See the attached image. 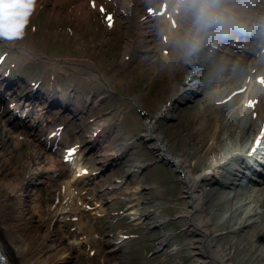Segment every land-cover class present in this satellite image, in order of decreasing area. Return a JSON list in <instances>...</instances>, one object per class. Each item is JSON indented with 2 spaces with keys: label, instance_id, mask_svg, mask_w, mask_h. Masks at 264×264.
I'll return each instance as SVG.
<instances>
[{
  "label": "rangeland",
  "instance_id": "rangeland-1",
  "mask_svg": "<svg viewBox=\"0 0 264 264\" xmlns=\"http://www.w3.org/2000/svg\"><path fill=\"white\" fill-rule=\"evenodd\" d=\"M177 1L94 0L93 7V0H37L25 36L16 41L0 40V56L4 58L0 77L7 74L8 79L17 76L22 80V85L18 84L15 89L0 85V95L5 98L3 104L8 112L3 114L0 110V215L6 216L10 227L7 237L22 245L24 241L19 243L18 239L23 235L31 249L38 252L36 257L41 263L199 264L195 259L203 248L192 242L194 233L180 215V208L189 198L182 173L171 158L156 154L149 135V121L159 116L155 120L168 147L184 150L185 155L194 153L196 158L208 155L211 125H204V120L211 122L214 114L225 111L223 107L206 106L208 97L200 94V89L194 92L198 96L194 103L179 101L173 107L166 106L189 78L187 63L192 58L185 54L183 44L191 19L183 11L178 14L174 35L167 39L163 35L167 27V4L173 8ZM101 6L104 12L100 11ZM109 14L111 27L106 19ZM151 14L158 15L165 27L143 23ZM126 46L130 47L129 51ZM210 51H213L211 47H207L194 55L195 70L201 75L196 79L200 86L213 74ZM34 87L40 88L46 99L53 96L63 101L71 99L68 105L72 109L84 107L89 96L99 97L95 109L67 123L69 150L74 146L93 151V145L85 144L96 123L103 120L105 127H114L116 123L118 129L114 131H118L122 141L138 144L136 158L147 169L145 185L134 195V202H138L143 213L140 220H133L127 213L130 201L124 198V193L137 185L139 177H129L121 187L101 191L102 181L109 182L114 177L112 174L123 171L121 168L117 171L116 167L110 171L109 163L99 170H102L101 182L89 184L77 197L65 193L58 176V163L69 162L66 156L61 157L64 149L59 146L53 155L54 162L50 163L45 159L47 148H42L35 139L39 132L50 143L56 140L53 133L46 138L47 128L32 131L31 114L15 121L9 118L13 116L12 103L17 102L19 108L26 98L21 96ZM68 91L73 97L68 96ZM38 103L33 102V109ZM201 104L206 106L204 112ZM42 105H47V100ZM164 107H170L166 116L161 114ZM58 109L63 112L62 108ZM65 120L57 119L53 127L62 128ZM15 122L21 127L25 123L27 127L20 129ZM34 148L43 153L38 160L33 157L30 161L24 154ZM99 152L102 153V146L96 151ZM99 167L97 156L87 165L91 171ZM123 187L124 193L117 190ZM8 195L11 197L7 198ZM64 208L69 211L60 213ZM153 208L158 216L147 218L145 212ZM158 223L160 230L155 227ZM87 234L92 238L85 240ZM116 237L121 240L124 252L109 250L107 241ZM164 237L166 240L161 242ZM80 241V248H74V242ZM33 257L26 260L32 261Z\"/></svg>",
  "mask_w": 264,
  "mask_h": 264
},
{
  "label": "bare ground",
  "instance_id": "bare-ground-1",
  "mask_svg": "<svg viewBox=\"0 0 264 264\" xmlns=\"http://www.w3.org/2000/svg\"><path fill=\"white\" fill-rule=\"evenodd\" d=\"M176 4L177 6L173 8L167 4L168 12L166 11L165 14L167 27L163 33L165 39L173 36L174 29L178 27L177 17L183 10L178 6V1ZM240 7L250 18L252 25L250 30L234 32L230 36L219 39L215 36H208L195 54L201 52L202 49L211 47L213 50L210 51L213 74L211 70L210 75H212H209L208 79H204V84L202 86L197 84L196 79L201 75L195 70L197 62L194 58L195 54L192 55L187 63L189 68H187L186 75L189 78L181 84L179 93L169 99L170 103H165L166 106L172 107L179 101L192 104L198 97L194 93L195 90L200 89L201 92H197L208 97L206 106L225 108L224 114L218 112L212 119L210 117L211 122L208 119L204 120V125H211V131L208 133L209 135L207 134L210 139L209 154L196 158L194 153L185 155L184 150L168 147L165 144L166 138L161 135L160 126L156 121L160 117L158 116L157 119L154 117L149 121L151 130L149 135L152 138L153 149L158 156L171 158L172 164L182 173L185 192L189 193L186 204L180 208V215L188 229L194 233L192 242L203 248L199 249L200 252L196 255L195 260H198L199 264H264V152L262 153L256 148L249 159L243 156L253 151L254 140L262 137V133H264V83L261 82L264 80V30L255 26V21L264 17V0H243ZM143 23H150V26H153L154 23L164 26L156 14L149 15ZM126 47L129 51L130 47ZM149 47L150 45L147 44L145 49L148 50ZM25 49L22 50L28 51ZM127 51L125 49V55H128ZM261 63H263L262 66ZM88 64L94 67L92 62L88 61ZM18 84L22 85L20 77L16 76L11 80L5 77L0 78V85L5 87L15 89L14 87ZM21 97L28 98L26 101L28 105L29 103L33 104L34 101L40 103L35 107L39 113L30 104L28 114H31L32 131H37V128H47L46 138L52 133L55 137L56 133L52 132L56 130L53 127L54 121L66 118L65 125L58 129L60 131L59 138L57 137L53 142L49 143L47 139H43L39 132H35L37 135L34 133L36 142L42 148H47L48 156L45 159H48V162H54L53 155L59 146L64 149V155L61 157L66 156L69 162L60 161L58 163L60 169L63 168V170L59 169L58 176L60 175V183L65 193L77 197L78 194L89 188V184L101 182L103 180L102 170H99L103 168L104 164L109 163L110 171L112 167H116L117 171L121 168L124 173L122 174V171L112 174L114 175L112 180L116 179L114 183L112 180L102 181L100 184L102 192L121 187L127 183L129 177L131 179L139 177L137 185L132 190L124 193V187L117 189L122 190L124 198L130 201V209L127 213L133 216V220H137L143 213L138 202H134V195L140 187L145 185L144 177L147 169L146 164L136 158L135 153L138 151H135L138 146L136 142L122 141L118 131H114V128L118 129L116 123L114 127H105L106 123L103 120L99 124L96 123L91 130L93 134L88 135V141L85 144L93 145V151L87 152L85 147L75 149L72 146L75 152L71 156L68 154L71 146L67 143V123L77 120L81 117L80 115L95 109L99 105V97L95 95L87 97L86 104L83 103L84 107L76 109H72L69 105H63L59 99L58 104H55L57 101H50L51 104H54L53 108H50L49 105H42L46 98L40 88L28 89ZM4 100L3 95H0V110L3 114H7L3 104ZM250 101L254 102V107L247 106ZM63 102L69 104L71 99L66 98ZM200 106L204 112L206 106L203 104ZM58 108H62L63 112ZM166 113H170V107H164L161 114L166 116ZM15 115L13 113V116L9 115V118L15 121L17 119ZM14 124L20 129H24L26 126L25 123L22 127L17 122ZM100 146H102V153H96ZM174 152H178V154L174 155ZM42 153L34 148L32 151L27 150L24 157L30 161L33 157L38 160ZM96 156L99 157L100 167L91 171L87 165ZM190 158L193 160L190 161ZM116 175L118 177H115ZM10 197L11 195H8L7 198ZM208 205H211L209 212L207 211ZM66 211L69 209L64 208L60 213ZM7 212L9 214L10 209ZM156 212V209L153 208L146 211L145 215L147 218H154L158 216ZM6 219L5 215H0V243L6 249L11 264H44L36 257L38 252L35 251V253L31 249L23 235H19L18 239L19 243L24 241L22 245H16L13 237H7L10 227L7 225ZM79 223L83 224L82 221ZM159 224L155 226L158 227V230H160ZM87 235L85 240L92 238L91 235ZM165 240L166 237L161 242ZM107 242L110 251L119 249L124 252L122 242L118 237L109 239ZM80 243L81 241L74 242V248H80ZM32 257L33 260L29 261ZM26 258L29 260L27 261Z\"/></svg>",
  "mask_w": 264,
  "mask_h": 264
},
{
  "label": "clouds",
  "instance_id": "clouds-1",
  "mask_svg": "<svg viewBox=\"0 0 264 264\" xmlns=\"http://www.w3.org/2000/svg\"><path fill=\"white\" fill-rule=\"evenodd\" d=\"M243 0H178V6L191 19L185 37L187 56L194 55L208 36L223 38L251 28L250 18L240 7ZM37 0H0V40L16 41L26 34ZM264 30V17L255 21Z\"/></svg>",
  "mask_w": 264,
  "mask_h": 264
},
{
  "label": "snow or ice",
  "instance_id": "snow-or-ice-1",
  "mask_svg": "<svg viewBox=\"0 0 264 264\" xmlns=\"http://www.w3.org/2000/svg\"><path fill=\"white\" fill-rule=\"evenodd\" d=\"M93 7H95V3H94V0H93ZM100 11L101 12H104L105 9L103 8V6H101L100 8ZM107 21H108V26L111 27L112 26V16L111 14H109L107 17H106ZM262 83H264V80L261 81ZM248 107H254V102L250 101L249 104L247 105ZM262 137H264V133H262ZM259 140L257 141V143L259 144ZM75 152V149H70L69 150V156H71L73 153ZM0 264H11V260L10 258L8 257L7 255V251L6 249L4 248L3 244L0 243Z\"/></svg>",
  "mask_w": 264,
  "mask_h": 264
}]
</instances>
